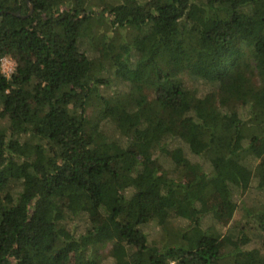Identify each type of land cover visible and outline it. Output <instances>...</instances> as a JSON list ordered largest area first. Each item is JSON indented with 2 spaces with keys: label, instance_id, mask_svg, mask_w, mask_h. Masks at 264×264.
<instances>
[{
  "label": "trees",
  "instance_id": "obj_1",
  "mask_svg": "<svg viewBox=\"0 0 264 264\" xmlns=\"http://www.w3.org/2000/svg\"><path fill=\"white\" fill-rule=\"evenodd\" d=\"M0 12V264H264V0Z\"/></svg>",
  "mask_w": 264,
  "mask_h": 264
},
{
  "label": "rangeland",
  "instance_id": "obj_2",
  "mask_svg": "<svg viewBox=\"0 0 264 264\" xmlns=\"http://www.w3.org/2000/svg\"><path fill=\"white\" fill-rule=\"evenodd\" d=\"M14 69V63L9 60L8 58H4L1 61V72L4 73V75L6 77H8L12 71ZM190 85V84H189ZM106 91L108 92V89H106ZM186 152V155H189V150L188 148L184 149ZM190 159H194L195 161H197V159L193 158L191 155L188 156ZM258 192L253 189L250 188L243 196H241V199L244 201V204L247 207H252L254 206L256 203H258ZM214 202H210L207 204H204L205 206H201V208H205L207 210H211L214 209V207L216 208V203L214 204ZM97 222L101 223L102 219L96 217ZM212 223L214 225H216L217 228L221 229V230H226L230 227H237L238 229L241 228H247L250 225H247L245 223V216L244 213L242 212V210H240L239 208H237L235 211H233L232 213H222V220L219 222H215L214 220H211ZM146 229L148 230L149 233L152 234V236H156L157 231L156 229L152 226V224L146 225ZM256 232V230H254ZM151 238V236H150ZM166 240L162 241V244H168V245H174L176 243H178V238H177V234H173V236L171 238H165ZM222 239V238H221ZM156 240H152V242H155ZM258 249L259 251H261L262 253H264V246H263V240L258 239V238H253L251 240V242L249 244H247L244 249L246 250H250V249Z\"/></svg>",
  "mask_w": 264,
  "mask_h": 264
},
{
  "label": "water",
  "instance_id": "obj_3",
  "mask_svg": "<svg viewBox=\"0 0 264 264\" xmlns=\"http://www.w3.org/2000/svg\"><path fill=\"white\" fill-rule=\"evenodd\" d=\"M28 7H29V11H28L27 15L26 16H21L22 18H27V17H29L31 15V13L33 11V6L31 4H28ZM1 14H2V12H0V15ZM13 15L19 17L20 16V13L18 11L16 13H13Z\"/></svg>",
  "mask_w": 264,
  "mask_h": 264
},
{
  "label": "built area",
  "instance_id": "obj_4",
  "mask_svg": "<svg viewBox=\"0 0 264 264\" xmlns=\"http://www.w3.org/2000/svg\"><path fill=\"white\" fill-rule=\"evenodd\" d=\"M169 264H176L175 262H170Z\"/></svg>",
  "mask_w": 264,
  "mask_h": 264
}]
</instances>
